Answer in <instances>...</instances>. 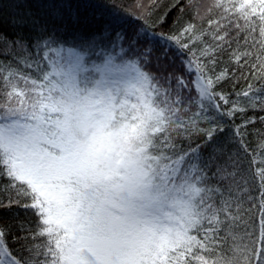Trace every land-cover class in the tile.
Listing matches in <instances>:
<instances>
[{
    "label": "snow or ice",
    "instance_id": "1",
    "mask_svg": "<svg viewBox=\"0 0 264 264\" xmlns=\"http://www.w3.org/2000/svg\"><path fill=\"white\" fill-rule=\"evenodd\" d=\"M156 3L153 0L152 7ZM186 7H191V0ZM212 7L219 10V18L209 20L207 30H198L189 21L174 32L160 33L165 44L155 59L163 65L174 45L171 54L185 55V69L195 74L190 84L183 76L170 74L162 85L157 77L141 72L131 93L129 88L102 93L87 75L90 72L74 61L66 68L51 67L49 62L50 71L41 80L21 77L32 85L30 89L17 91L11 85L8 102L0 104V176L8 179L0 190L15 195L8 196L7 204L0 200V208L17 205L30 210L36 222L34 229L19 226L29 233L19 238L27 257L14 254L6 242L9 226L0 224V264H264V167L255 172L261 189L258 225L239 237L232 231L240 220L235 214L239 202L226 199L222 191L231 196L238 161L218 150L222 162L214 175L225 183L202 186L207 173L194 158L199 145L184 151L175 143L177 136L194 130L212 146L224 128L212 126L207 110L227 106L222 115L231 118L247 107L256 108V94L264 91V85L254 89L249 84L240 93L248 100L243 106L218 91L235 78L229 66L251 64L264 81V0H214ZM166 15L158 17L160 27ZM138 17L148 27L150 13L140 11ZM199 17L197 10L193 19ZM154 51L145 43L142 55L148 63ZM224 54L228 60L217 71L218 57ZM41 58L49 60L48 53L42 52ZM4 81L8 87V76ZM189 88L195 97H182ZM25 91L31 94L30 103L13 101ZM192 106L197 109L194 117L185 122L182 114L186 116ZM259 108L264 111V96L259 97ZM116 113L140 120L147 170L123 178L83 170L72 151L71 125L77 122L86 130L96 115ZM199 120L209 126L200 128ZM259 122L264 124V116ZM253 123L249 118L232 130L240 152L248 151L242 128ZM258 147L264 150V141ZM253 163L264 160L253 158ZM229 237L235 245L232 255L216 256L218 243Z\"/></svg>",
    "mask_w": 264,
    "mask_h": 264
},
{
    "label": "trees",
    "instance_id": "2",
    "mask_svg": "<svg viewBox=\"0 0 264 264\" xmlns=\"http://www.w3.org/2000/svg\"><path fill=\"white\" fill-rule=\"evenodd\" d=\"M188 3L189 0H157L155 7H152L153 0H0V104L8 102L7 93L12 90V84L16 86L17 91L32 87L21 77L41 80L42 75L50 71L49 62L51 67L66 68L74 61H79L90 72L87 75L92 77L96 90L102 93H118L127 88L131 93L130 87L138 83L141 72L157 77L162 85L165 84L166 78H171L170 74L183 76L190 84L195 79V74L185 69V55L171 54L175 51L174 45L169 49L170 55L163 65L155 59L160 46L165 44L160 38V33L174 32L189 21L194 23L198 30H207L210 27L209 20L219 18V10L212 7L214 0H191V7H186ZM137 5L143 7L137 8ZM210 7L212 10L208 11ZM197 10L200 17L193 19V13ZM140 11L150 13L146 28L138 17ZM166 13V22L160 27L158 17H164ZM243 42L241 39L240 43ZM145 43L155 49L151 63L142 55ZM253 51L254 60L256 53ZM42 52L48 53L49 60L41 58ZM218 60L220 63L217 71L225 66L228 55L224 54L218 57ZM229 70L235 74V78L223 84L218 91L228 95L232 102L243 106L248 100L240 93L246 90L249 84H252L254 89H261L264 81L257 78L259 69L251 64L239 68L229 66ZM5 76H8V87H5ZM172 84H175L174 80ZM181 95L188 98L195 97L196 93L189 88L182 91ZM262 96L264 91L256 94V108L247 107L243 113L238 112L231 118L222 115V112L228 110L227 106H223L219 111L208 109L207 114L209 120L213 121L212 126L219 124L224 128L223 133H217L216 142L210 147V141L202 139L194 130L175 138L178 148L184 151H190L199 145L194 158L207 173L202 186L216 187L225 183L214 175L217 164L222 162L217 158L221 155L218 150H222V154L232 155L238 161V168L233 169L236 175L231 196L223 188L222 191L226 199L239 202L240 208L235 214L240 220L232 228L233 233L239 237H243L246 231L251 232L252 226L258 225L260 218L258 204L261 189L259 177L255 172L258 166L264 167V164H250V160H264V150L258 147L264 141V124L259 122V118L264 116V111L259 108V97ZM134 99L133 96V102ZM13 101L30 103L31 94L25 91L23 96L14 95ZM196 110L195 106H192L186 116L182 114V119L187 122L189 118L194 117ZM2 111L0 108V112ZM249 118L254 123L242 128L248 151L240 152L232 140V130L245 125ZM197 123L200 128L209 126L208 121L199 120ZM73 126L70 133L72 151L83 170L105 176L115 175L117 178L126 177L133 173L135 168L147 170L148 153L144 151L139 119H125L118 113L108 116L96 115L88 121L86 130L80 128L81 124L77 122H73ZM7 184L8 179L0 176V189ZM9 195L14 196L15 192L0 190V200L5 204L8 203ZM216 199L219 202V196ZM35 222L30 210L17 205L0 208V224L9 226L6 242L15 255H29L25 242L19 239L29 233L22 231L19 226L24 224L34 229ZM225 235L222 231L221 237ZM246 241L245 237L244 242ZM234 246L231 237L227 242L220 241L215 249L216 256L232 255L231 249Z\"/></svg>",
    "mask_w": 264,
    "mask_h": 264
},
{
    "label": "rangeland",
    "instance_id": "3",
    "mask_svg": "<svg viewBox=\"0 0 264 264\" xmlns=\"http://www.w3.org/2000/svg\"><path fill=\"white\" fill-rule=\"evenodd\" d=\"M80 128H85V127H84L83 125H81ZM80 130H81V129H80ZM140 170H141L140 167H139V168H135L134 171H133V173L127 175L126 177H131V176L135 175L137 172H139ZM143 170H144V169H143Z\"/></svg>",
    "mask_w": 264,
    "mask_h": 264
},
{
    "label": "clouds",
    "instance_id": "4",
    "mask_svg": "<svg viewBox=\"0 0 264 264\" xmlns=\"http://www.w3.org/2000/svg\"><path fill=\"white\" fill-rule=\"evenodd\" d=\"M73 127H74V126H73V124H72L71 127H70V133L72 132Z\"/></svg>",
    "mask_w": 264,
    "mask_h": 264
}]
</instances>
